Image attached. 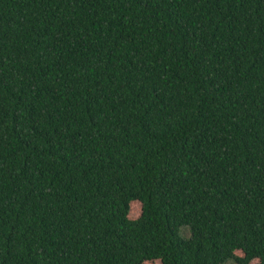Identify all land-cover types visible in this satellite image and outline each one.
I'll return each instance as SVG.
<instances>
[{
    "label": "trees",
    "instance_id": "obj_1",
    "mask_svg": "<svg viewBox=\"0 0 264 264\" xmlns=\"http://www.w3.org/2000/svg\"><path fill=\"white\" fill-rule=\"evenodd\" d=\"M253 261L264 0H0V264Z\"/></svg>",
    "mask_w": 264,
    "mask_h": 264
},
{
    "label": "rangeland",
    "instance_id": "obj_2",
    "mask_svg": "<svg viewBox=\"0 0 264 264\" xmlns=\"http://www.w3.org/2000/svg\"><path fill=\"white\" fill-rule=\"evenodd\" d=\"M138 214H139V206L138 205H133L132 208H131V218H133V219L137 218ZM182 234L185 237H188L187 230L184 229L182 231ZM150 264H159V263H150ZM227 264H233V263L228 262ZM251 264H257V261H253Z\"/></svg>",
    "mask_w": 264,
    "mask_h": 264
}]
</instances>
